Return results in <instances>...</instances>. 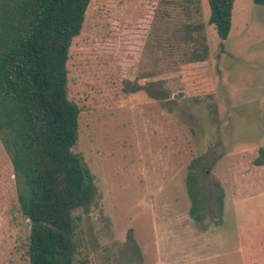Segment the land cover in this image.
<instances>
[{
	"label": "rangeland",
	"instance_id": "374dc122",
	"mask_svg": "<svg viewBox=\"0 0 264 264\" xmlns=\"http://www.w3.org/2000/svg\"><path fill=\"white\" fill-rule=\"evenodd\" d=\"M148 6L147 35L115 30ZM210 14L209 0H94L69 62L74 152L99 190L80 225L90 264H264V6L235 1L224 47ZM200 25L205 61L185 30ZM9 138L0 134V264H29Z\"/></svg>",
	"mask_w": 264,
	"mask_h": 264
},
{
	"label": "trees",
	"instance_id": "16d2710c",
	"mask_svg": "<svg viewBox=\"0 0 264 264\" xmlns=\"http://www.w3.org/2000/svg\"><path fill=\"white\" fill-rule=\"evenodd\" d=\"M198 1V0H197ZM236 0H209V24L224 42L232 29ZM264 6V0H253ZM94 0H0V134L10 132L12 163L26 186L20 208L31 225L29 264H90L80 225L99 202L95 176L74 152L80 106L70 98L69 62ZM154 7L135 23L116 27L147 35ZM198 25V24H197ZM196 54L207 59L203 27ZM138 94L139 91H132ZM264 156V149H260ZM196 176L189 182L197 183ZM191 214L198 220L205 195L191 188ZM222 201V197H220Z\"/></svg>",
	"mask_w": 264,
	"mask_h": 264
}]
</instances>
